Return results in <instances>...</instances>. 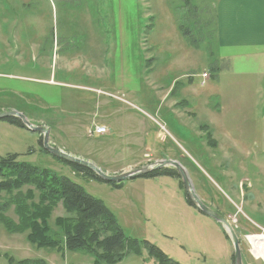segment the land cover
I'll list each match as a JSON object with an SVG mask.
<instances>
[{
	"label": "rangeland",
	"instance_id": "obj_1",
	"mask_svg": "<svg viewBox=\"0 0 264 264\" xmlns=\"http://www.w3.org/2000/svg\"><path fill=\"white\" fill-rule=\"evenodd\" d=\"M214 4L215 0H0V112L23 113L33 125L48 130L51 146L86 155L105 167L127 171L154 165L161 161L158 157L176 159L200 200L232 225L242 264H264L248 241L264 236V153L246 149L221 161L223 165L194 162L188 153L194 127L209 123L207 106L218 110L216 80L200 84L203 68L215 64L224 70L217 60L221 50ZM194 91L203 94L194 96ZM208 94L211 100L200 99L199 104ZM196 102L197 115L189 110ZM99 124L108 132L89 137L88 129ZM107 145L111 152H100ZM12 153L19 154L20 161L70 177L112 206L111 188L76 176L43 148L41 133L0 120V157ZM156 169H174L179 175L173 166ZM178 175L121 181L126 187L118 197L132 200L130 208L123 204L115 209L124 232L151 241L179 264H234L228 231L194 203H186ZM9 197L1 192L0 202ZM64 212L58 202L48 221L50 233L62 236L54 220ZM6 215L16 219L13 206ZM13 234L23 245L9 243L16 241ZM42 261L93 264V257L82 250L37 248L25 233H8L0 224V264ZM114 264L158 263L144 249Z\"/></svg>",
	"mask_w": 264,
	"mask_h": 264
},
{
	"label": "crops",
	"instance_id": "obj_2",
	"mask_svg": "<svg viewBox=\"0 0 264 264\" xmlns=\"http://www.w3.org/2000/svg\"><path fill=\"white\" fill-rule=\"evenodd\" d=\"M213 20L215 37L221 50L217 60L224 65V70L215 64H211L209 68H203L200 77L202 72H207L209 78L203 84L201 78L200 84L205 85L211 80H216L217 90L214 95L218 97V110L211 111L207 106L205 110L210 114L207 117L210 119L209 123L194 127L193 138L188 141V153L194 162L200 160V163L206 164L214 161L218 165H223L221 161L232 160L236 158L237 153L240 154L246 149L264 153V0H215ZM193 94L196 96L203 93L194 91ZM204 97L199 98V104L201 100L208 102L212 96L208 94ZM199 108L200 105L198 107L196 102L189 110L197 115ZM228 116L231 119L235 118L236 125L229 122ZM100 152L110 153L111 150L107 145L101 147ZM73 155L91 161L108 174H115L116 171L119 173L126 169L105 167L101 161L93 160L80 153ZM257 156L259 153L256 154V158ZM158 158L164 160L163 157ZM169 160L177 161L173 158ZM192 161L191 164H194ZM187 175L189 177L188 172ZM88 182L97 183L94 180H88ZM103 184H107L106 186L112 190H109L110 199L111 197L114 199H111L112 206L105 205L115 217V209L119 206L124 204L130 208L132 200L124 198L122 201L118 197L126 185L122 184L119 188H114L108 183ZM117 198L118 202H116ZM120 226L122 227L121 224ZM17 235H10L11 239H16L14 242L7 238L15 247L23 245L22 239Z\"/></svg>",
	"mask_w": 264,
	"mask_h": 264
},
{
	"label": "trees",
	"instance_id": "obj_3",
	"mask_svg": "<svg viewBox=\"0 0 264 264\" xmlns=\"http://www.w3.org/2000/svg\"><path fill=\"white\" fill-rule=\"evenodd\" d=\"M4 121L25 128L15 117ZM19 156L12 153L0 157V193L10 195L9 200L0 202V224L8 233H25L26 240L37 248L59 252L82 250L93 257V264H114L127 255H140L144 249L158 264H179L154 243L126 235L105 203L88 193L82 185L49 168L20 161ZM57 159L76 176L105 183L93 171ZM159 175L176 177L178 174L174 169H152L142 176L152 178ZM108 184L119 188L123 183ZM185 200L194 206L188 198ZM58 202L65 212L55 218L54 224L58 229L56 232L60 231L62 236L50 233L48 222ZM10 206L14 207L15 220L6 215Z\"/></svg>",
	"mask_w": 264,
	"mask_h": 264
},
{
	"label": "water",
	"instance_id": "obj_4",
	"mask_svg": "<svg viewBox=\"0 0 264 264\" xmlns=\"http://www.w3.org/2000/svg\"><path fill=\"white\" fill-rule=\"evenodd\" d=\"M10 117L18 118L24 127L28 128L32 131H36V132L41 133L42 134V146L44 149H46L52 155H54L55 157H57L63 161H66V162H69L72 164H76V165L82 166L84 168H87V169L93 171L95 173V175L105 183H118V182H121L124 180H129V179H132L135 177L142 176L143 174L151 171L152 169H156V168H160V167H166V166H173L177 170V172L179 173V175L182 179L187 197L191 201H193V203L197 206V208L202 213L214 218L217 222L223 223L224 226L228 228L229 234L228 233L227 234L233 241V249H234L233 261H234V264H242V253H241L240 243H239L238 236L236 235L234 229L225 220V218H223L217 212L213 211L209 206L204 204L199 199V197L194 192L192 183H191V181L187 175L186 170L183 168V166H181L179 164V162L174 161V160L164 159V160H161L158 163H156L155 165L150 166V167L149 166H142V167L130 169L127 171H122V172L115 173V174H108V173H105L104 171H102L98 166H96L91 161L82 159V158L77 157V156H73L72 154L63 151L62 149L51 146L49 144V141H48V130L45 127L33 125L23 113L15 110V109H10V110L0 112V120H5V119L10 118Z\"/></svg>",
	"mask_w": 264,
	"mask_h": 264
},
{
	"label": "bare ground",
	"instance_id": "obj_5",
	"mask_svg": "<svg viewBox=\"0 0 264 264\" xmlns=\"http://www.w3.org/2000/svg\"><path fill=\"white\" fill-rule=\"evenodd\" d=\"M106 128L108 129V127L106 126ZM159 162V161H158ZM158 162H155L158 163ZM154 164V165H155ZM153 166V165H151ZM150 167V166H149ZM102 170V169H101ZM195 192V191H194ZM200 199V198H199ZM193 203V202H192ZM213 210V209H212ZM214 211V210H213ZM219 214V213H218ZM220 215V214H219ZM222 216V215H221ZM223 217V216H222ZM224 218V217H223ZM225 220L229 223V221L225 218ZM221 225H223L224 229L228 231V228L224 226L223 223L219 222ZM230 224V223H229ZM231 225V224H230ZM232 226V225H231ZM233 228V227H232ZM237 235V234H236ZM248 241L255 245L254 246V250H255V255L256 257H262L264 259V236H260V235H256V236H252L249 237ZM263 244V246H261Z\"/></svg>",
	"mask_w": 264,
	"mask_h": 264
},
{
	"label": "built area",
	"instance_id": "obj_6",
	"mask_svg": "<svg viewBox=\"0 0 264 264\" xmlns=\"http://www.w3.org/2000/svg\"><path fill=\"white\" fill-rule=\"evenodd\" d=\"M201 78H202V84H203L209 78V74L207 72H202ZM107 132L108 130L106 126L99 124V125H95L89 128L87 131V134L89 137H94V136L104 135Z\"/></svg>",
	"mask_w": 264,
	"mask_h": 264
}]
</instances>
